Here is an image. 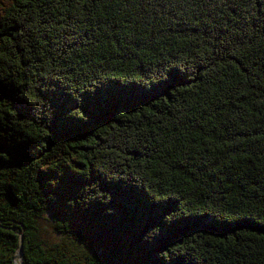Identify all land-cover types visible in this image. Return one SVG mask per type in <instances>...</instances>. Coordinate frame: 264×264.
I'll return each mask as SVG.
<instances>
[{
	"label": "trees",
	"instance_id": "obj_1",
	"mask_svg": "<svg viewBox=\"0 0 264 264\" xmlns=\"http://www.w3.org/2000/svg\"><path fill=\"white\" fill-rule=\"evenodd\" d=\"M0 264H264V0H0Z\"/></svg>",
	"mask_w": 264,
	"mask_h": 264
},
{
	"label": "rangeland",
	"instance_id": "obj_2",
	"mask_svg": "<svg viewBox=\"0 0 264 264\" xmlns=\"http://www.w3.org/2000/svg\"><path fill=\"white\" fill-rule=\"evenodd\" d=\"M38 233L42 242L44 243H53L55 242L57 236L52 230L48 222L44 219L39 220L38 223Z\"/></svg>",
	"mask_w": 264,
	"mask_h": 264
}]
</instances>
